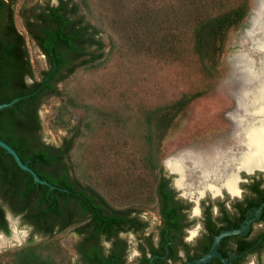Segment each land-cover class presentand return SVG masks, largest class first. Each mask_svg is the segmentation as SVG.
Segmentation results:
<instances>
[{"label": "trees", "instance_id": "1", "mask_svg": "<svg viewBox=\"0 0 264 264\" xmlns=\"http://www.w3.org/2000/svg\"><path fill=\"white\" fill-rule=\"evenodd\" d=\"M97 1L110 24L121 30L129 28L137 44L146 41L156 50L169 53L174 50L175 41L181 37L190 39L206 86L218 76L228 31L239 27L249 10V0ZM16 2L0 0V103L17 98L12 105L0 109V138L54 188L36 182L0 147V232L10 234L7 211L31 227L26 244L12 253L15 264H58L52 238L54 233L69 227L79 239L74 246L76 260L66 264H126L125 242L118 233L129 229L143 231L148 224L140 216L147 209L143 202L156 203L162 216L161 236L167 229L169 233L184 225L178 224L179 210L188 208L191 202L174 200L176 192L170 183L174 175L160 163L162 141L177 116L209 87L183 93L174 101L143 113L145 127L137 134L143 146L140 160H129L115 180H105L108 185L114 183L132 202L115 207L96 188L82 181L80 163L71 159L79 128L70 124V118L72 110L82 105L67 93L56 107L55 122L69 132L59 145L42 140L38 114L48 98L62 96L57 84L77 67L100 64L105 48L100 28L81 11L84 7L90 16V2L57 0L51 4L46 0L22 9L26 32L47 62L38 77L32 69L24 35L14 24ZM138 164L152 178L136 176ZM146 190L148 193L142 197ZM34 235L42 240L35 243ZM103 241H110L109 248L102 247ZM151 250L155 248L151 246ZM141 260L148 261L144 249ZM258 263L261 264L260 256Z\"/></svg>", "mask_w": 264, "mask_h": 264}, {"label": "rangeland", "instance_id": "2", "mask_svg": "<svg viewBox=\"0 0 264 264\" xmlns=\"http://www.w3.org/2000/svg\"><path fill=\"white\" fill-rule=\"evenodd\" d=\"M45 1L17 0L13 6L14 24L24 35L28 57L36 77L40 70L46 68L47 62L27 34L21 12L26 6ZM49 1L51 4L57 3V0ZM89 2L92 14L89 16L84 7L81 11L100 28V35L105 42L100 64L96 67H77L57 84L62 96L48 98L38 111L42 140L59 145L69 132L68 128L60 127L55 122L56 107L67 93L82 105L72 110L70 118V124L79 128L71 159L72 162L80 163V171L84 177L82 181L96 188L115 207L131 204L130 199L114 183L113 186L108 185L105 180L108 177L115 180L119 169L129 160L137 163L140 160L143 146L137 134L145 127L143 113L170 103L183 93L205 87L209 89L193 99L169 128L162 141L161 165L164 158L186 151L205 153L212 150L211 146L237 148V127L233 126L231 112L236 109V94L242 72L237 68L236 56L243 51L244 37L251 25L256 0H249L248 14L241 25L228 31L218 65V76L208 86L197 57L192 52L190 39L181 37L174 42V50L169 53L167 50H156V47L146 44V41L143 45L137 44L136 37L129 28L121 30L110 24L102 4L97 0ZM135 167L136 176L146 180L152 178L139 164ZM144 192L142 197L148 193L147 190ZM208 193L205 192L204 197ZM184 198L183 201L188 202V199L198 197ZM142 204L147 209L140 216L147 220V231H151L158 223L156 203ZM189 217L192 218L191 214ZM6 218L10 234L0 232L5 241L0 246V264H15L12 253L26 244L31 227L9 211L6 212ZM14 231L18 235L15 238ZM123 237L128 242V260L132 261L137 255V238L131 233ZM78 239L79 236L72 227L54 233L53 255L58 264L76 260L74 246ZM33 240L38 243L42 237L34 235Z\"/></svg>", "mask_w": 264, "mask_h": 264}, {"label": "flooded vegetation", "instance_id": "3", "mask_svg": "<svg viewBox=\"0 0 264 264\" xmlns=\"http://www.w3.org/2000/svg\"><path fill=\"white\" fill-rule=\"evenodd\" d=\"M173 177L170 183L178 194L174 200L185 199ZM217 187L218 192L215 194L208 191L204 198H198L197 207L193 200L188 199L191 205L179 210L178 224L184 225L169 233L167 229L164 236L159 234L162 216L157 209L158 223L153 230L147 231L149 223L143 231L120 230L118 237L125 242L126 264H183L204 255L216 235L225 230L238 229L249 219L248 230L222 237L217 246L220 257L214 256L205 264L211 261L213 264H259L258 256L261 264H264V170L249 175L240 173L235 183V193H230L221 185ZM258 209L260 213L255 216ZM128 233L137 238V255L132 261L128 260V242L123 237ZM101 245L107 249L110 241H103ZM151 246L155 250L152 251ZM143 249L148 257L147 262L141 260Z\"/></svg>", "mask_w": 264, "mask_h": 264}, {"label": "bare ground", "instance_id": "4", "mask_svg": "<svg viewBox=\"0 0 264 264\" xmlns=\"http://www.w3.org/2000/svg\"><path fill=\"white\" fill-rule=\"evenodd\" d=\"M253 12L243 51L236 56L237 68L242 72L236 109L231 112L233 126L237 127V148L211 146L210 152L186 151L164 162L178 176L176 187L189 198L204 197L206 191L215 194L217 185L235 193L239 170L264 167V0H258ZM195 189L198 190L194 192ZM17 236L14 231L13 237ZM4 244L0 235V246Z\"/></svg>", "mask_w": 264, "mask_h": 264}, {"label": "water", "instance_id": "5", "mask_svg": "<svg viewBox=\"0 0 264 264\" xmlns=\"http://www.w3.org/2000/svg\"><path fill=\"white\" fill-rule=\"evenodd\" d=\"M258 2V0H256V3ZM256 5V4H255ZM255 7V6H254ZM17 98H14L12 101H8V102H4V103H0V109L2 108H5V107H8L10 105H12V103L14 101H16ZM0 147L4 148L7 152H9L15 162L17 163V165L22 168L23 170H26L28 171L33 179L38 182V183H41V184H45V185H48L50 188H54V185L51 184L50 182H48L47 180L45 179H42L38 176V174L35 172V170L33 168H31L30 166H28L26 163H24L19 154L9 145L7 144L5 141H3L1 138H0ZM168 158V157H167ZM167 158H164L162 160V163L164 165V162ZM165 167V165H164ZM168 171L169 174H173L174 177H173V180L175 181V179L178 177L176 173L166 169ZM264 170V167H253L251 169V171H247V170H239L237 172V175H238V178H240V173H245V174H252L256 171H262ZM190 200H193L194 201V206L197 207V203H198V198H193V199H190ZM261 209V208H260ZM260 209L257 210V213L255 216H258V214L260 213ZM251 222V219L247 220L240 228L238 229H231V230H225V231H222L221 233H219L218 235L215 236L213 242H212V245L210 247V249L202 256L198 257V258H195L193 260H190L188 262H185L183 264H205L207 261H209L210 259H212L214 256H218L220 257V254L219 252L217 251V246H218V243H219V240L226 236V235H230V234H234V233H240V232H246L248 230V227H249V224ZM223 261H225L224 258H222Z\"/></svg>", "mask_w": 264, "mask_h": 264}]
</instances>
